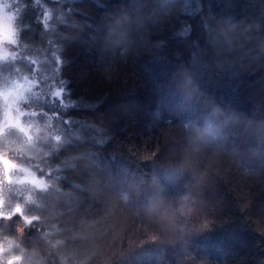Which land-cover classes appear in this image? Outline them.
Masks as SVG:
<instances>
[{"label": "clouds", "instance_id": "clouds-1", "mask_svg": "<svg viewBox=\"0 0 264 264\" xmlns=\"http://www.w3.org/2000/svg\"><path fill=\"white\" fill-rule=\"evenodd\" d=\"M244 7L139 0L102 39L77 0H0V264H264V147L233 131L264 118L166 120L127 140L104 105L138 49L163 48L169 32L201 61L264 71V0ZM237 223L243 250L214 259L196 246Z\"/></svg>", "mask_w": 264, "mask_h": 264}, {"label": "trees", "instance_id": "trees-1", "mask_svg": "<svg viewBox=\"0 0 264 264\" xmlns=\"http://www.w3.org/2000/svg\"><path fill=\"white\" fill-rule=\"evenodd\" d=\"M138 2L77 0V5L81 6V10L87 14L84 18L94 25V30H98L103 39L108 37L107 29L112 27L109 21L121 11L131 10ZM204 2L211 5L210 10L225 16L229 13L243 15L247 12L244 5L256 3L257 0ZM186 3L194 7L197 0H186ZM122 5L128 8L124 9ZM167 39L170 42L161 49L139 48L138 57L128 66L127 83L114 86L104 98L108 113L123 121L116 127L122 129L124 138L146 139L157 134L166 120L177 123L191 118L203 127L207 123L217 122L221 112L239 113L242 118H264V71L257 69L256 63L246 61L231 67L216 66L201 61L195 48L189 52L181 36L169 32ZM188 75H191V80ZM157 110L156 115L154 111ZM233 131L241 146L249 149L264 147V125L253 123L247 130L236 127ZM113 150L116 158L111 163L119 174H126L135 167L125 152L118 148ZM243 227L239 223L214 226L211 231L195 237L196 245L202 253L214 259L230 257L233 252L247 247L246 242H250L251 238ZM144 264L150 262L146 260Z\"/></svg>", "mask_w": 264, "mask_h": 264}, {"label": "rangeland", "instance_id": "rangeland-1", "mask_svg": "<svg viewBox=\"0 0 264 264\" xmlns=\"http://www.w3.org/2000/svg\"><path fill=\"white\" fill-rule=\"evenodd\" d=\"M151 111H153V110H151ZM155 112V114L157 115V113L159 112V110H157V111H154ZM146 124V123H145ZM147 126V125H146ZM197 246V245H196Z\"/></svg>", "mask_w": 264, "mask_h": 264}]
</instances>
